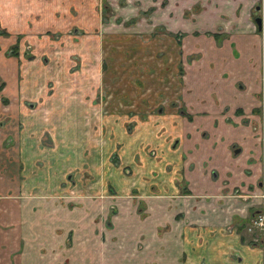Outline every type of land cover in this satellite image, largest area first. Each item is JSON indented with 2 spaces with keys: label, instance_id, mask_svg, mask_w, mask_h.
<instances>
[{
  "label": "crops",
  "instance_id": "1",
  "mask_svg": "<svg viewBox=\"0 0 264 264\" xmlns=\"http://www.w3.org/2000/svg\"><path fill=\"white\" fill-rule=\"evenodd\" d=\"M155 2H163L160 23L170 34L180 31L182 45L197 37L206 40L207 60L202 62L201 57L195 76L200 66L208 69L210 62H218L219 75L211 90L205 76L202 82L199 76H189L195 97L187 90V109L202 116L203 122L195 142L187 145L191 151L179 164L178 149L175 156L174 152L167 156L171 141L159 134L153 141L139 139L140 144L154 148L151 157L138 146L131 149L133 157L130 152L121 156L124 146H113L118 141L112 127L116 120L108 115L103 132L111 128V135L101 136L100 150L97 142L92 144L95 152L90 162L85 142L91 139V123L83 114L92 112L80 95L51 94L40 108L28 109L22 100L33 98L11 94L9 108L0 107V264H53L61 259L97 264L99 235L113 239L114 228L121 227L128 238L137 224L145 223L162 228L163 237H169L154 248L152 263L170 260L177 264L178 253H184V264H263L262 256L255 257L260 250L250 243L244 229L254 211L250 204L258 201L252 195L258 196L264 188L262 0ZM255 18H261L260 29ZM191 43L195 48V40ZM202 70V74L211 73ZM96 121L95 116L94 127ZM206 131L209 135L201 139ZM6 137L8 147L3 144ZM87 162L86 186L81 189L78 173L73 193L67 194V175ZM99 194L108 196L101 199ZM112 205L115 213L107 217ZM190 209L195 220L187 227L175 214L179 217ZM119 231L118 238L123 235ZM151 233L158 242V233L151 229L150 239ZM160 245H169L173 256L163 257ZM129 249L126 245L121 253L113 250V261Z\"/></svg>",
  "mask_w": 264,
  "mask_h": 264
},
{
  "label": "rangeland",
  "instance_id": "2",
  "mask_svg": "<svg viewBox=\"0 0 264 264\" xmlns=\"http://www.w3.org/2000/svg\"><path fill=\"white\" fill-rule=\"evenodd\" d=\"M155 1L0 0V107L9 106L11 94L15 93L33 98L22 100L28 109L40 108L44 98L51 94L75 93L82 97L83 104L88 105L92 112L83 114L87 123H91L88 125L91 139L85 142L88 144L85 154L88 161L92 162L90 156L95 152L92 144L97 142L100 150L101 136L106 139L111 135V128L108 133L103 132V124L108 115H114L111 119L117 123L114 122L112 127L118 141L113 146H124L119 155L126 156L130 152L131 158L135 155L131 149L138 146V150L151 157L154 148L149 144H140L139 139L153 141L161 134V138L163 136L171 141L166 155L174 152L175 156L178 149L179 155L176 156L181 164L192 148L187 145L195 142L194 136H198L199 131L196 130L203 128H200L202 116L196 117L193 110L187 109L190 101L185 100V94L191 91L188 80L193 76H199L201 80L205 76L209 83H206L207 87L211 90L214 81L217 82L214 77L219 75V67L214 60L208 69L200 66V73L195 76L201 57L202 62L207 60L208 51L203 52L206 40L203 37L193 39L195 48L191 43L193 40L182 45L180 31L170 34L160 23L158 13L163 2L159 5ZM261 7L264 13V0ZM155 17L158 19L155 20ZM202 69L211 73L202 74ZM200 87H203L202 83ZM191 92L195 97V92ZM191 101L194 100L191 98ZM95 116L96 127L91 122ZM5 117L9 123V113ZM118 127L120 132L116 131ZM202 133L201 139L209 135L208 131ZM46 136L44 134L43 139L47 142ZM7 139L3 141L6 147L10 144ZM89 166L88 162L83 163L67 175V194L73 193L74 178L78 173L81 189L86 186ZM128 194L131 195V192ZM107 196L99 194L101 199ZM115 210L116 206L112 205L107 217L114 215ZM175 218L188 227L192 226L189 222H194L195 214L190 209L181 212L179 217L175 214ZM101 220L105 223L104 218ZM137 225L128 238L127 231L121 227L114 228L113 239L99 235L97 264H142L141 261L151 264L154 248L156 250L157 244L168 241L169 237H163V229H153L150 223ZM196 225L200 227L198 221ZM151 229L158 233V242L153 237L155 233H151L149 238ZM185 229L178 227L179 231ZM119 230H123L120 238L117 235ZM192 232L197 234L195 230ZM138 235L139 238L134 241ZM126 245L130 246L129 251H125V255L120 254L118 261H113V250L121 253ZM160 247L163 257L168 259L173 256L174 250L169 249V245ZM178 257L177 264H184L185 254L178 253ZM255 257L260 258L261 253ZM169 261L160 260L152 264L175 263ZM53 264L86 263L61 259Z\"/></svg>",
  "mask_w": 264,
  "mask_h": 264
},
{
  "label": "flooded vegetation",
  "instance_id": "3",
  "mask_svg": "<svg viewBox=\"0 0 264 264\" xmlns=\"http://www.w3.org/2000/svg\"><path fill=\"white\" fill-rule=\"evenodd\" d=\"M262 12L263 11H261V14H262ZM259 20L261 22V18H259ZM252 197H258V201L255 203H253L254 202L253 201L250 204V206H254L253 207L254 211L252 212V216L248 219L247 223L244 225V229L250 235L249 236L250 243L252 245L258 247V249L260 250V253L262 256L261 261L264 264V245H263L262 239L259 235L258 229H257L255 222H254V218L256 217V215L258 213H260V211L262 210V206H261L260 202H261V200L264 201V188L262 187V189L260 190V194L258 196L252 195Z\"/></svg>",
  "mask_w": 264,
  "mask_h": 264
},
{
  "label": "built area",
  "instance_id": "4",
  "mask_svg": "<svg viewBox=\"0 0 264 264\" xmlns=\"http://www.w3.org/2000/svg\"><path fill=\"white\" fill-rule=\"evenodd\" d=\"M260 204L262 206V210L256 215L254 222L264 245V201L261 200Z\"/></svg>",
  "mask_w": 264,
  "mask_h": 264
},
{
  "label": "water",
  "instance_id": "5",
  "mask_svg": "<svg viewBox=\"0 0 264 264\" xmlns=\"http://www.w3.org/2000/svg\"><path fill=\"white\" fill-rule=\"evenodd\" d=\"M254 21L256 22L257 28L260 29V20H259V18H255Z\"/></svg>",
  "mask_w": 264,
  "mask_h": 264
}]
</instances>
